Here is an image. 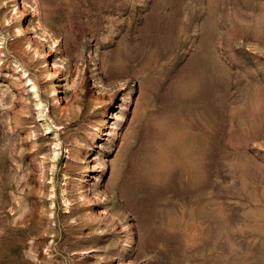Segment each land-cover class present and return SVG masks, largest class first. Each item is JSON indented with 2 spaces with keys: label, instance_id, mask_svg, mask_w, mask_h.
<instances>
[{
  "label": "rangeland",
  "instance_id": "1",
  "mask_svg": "<svg viewBox=\"0 0 264 264\" xmlns=\"http://www.w3.org/2000/svg\"><path fill=\"white\" fill-rule=\"evenodd\" d=\"M0 264H264V0H0Z\"/></svg>",
  "mask_w": 264,
  "mask_h": 264
}]
</instances>
